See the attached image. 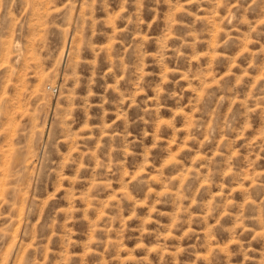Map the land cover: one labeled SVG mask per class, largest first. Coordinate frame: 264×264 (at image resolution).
I'll list each match as a JSON object with an SVG mask.
<instances>
[{"label":"rangeland","instance_id":"1","mask_svg":"<svg viewBox=\"0 0 264 264\" xmlns=\"http://www.w3.org/2000/svg\"><path fill=\"white\" fill-rule=\"evenodd\" d=\"M0 264H264V0H0Z\"/></svg>","mask_w":264,"mask_h":264}]
</instances>
